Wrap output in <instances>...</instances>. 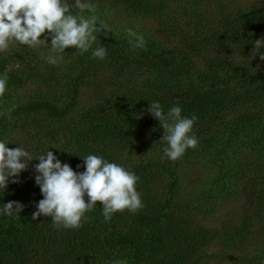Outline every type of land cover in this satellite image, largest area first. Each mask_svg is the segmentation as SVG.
I'll return each mask as SVG.
<instances>
[{
	"label": "trees",
	"instance_id": "trees-1",
	"mask_svg": "<svg viewBox=\"0 0 264 264\" xmlns=\"http://www.w3.org/2000/svg\"><path fill=\"white\" fill-rule=\"evenodd\" d=\"M145 1L136 0L135 4L143 8ZM68 3L74 5L75 0ZM72 12L79 14L75 8ZM222 21L205 35H184L181 46L172 39H155L134 54L127 41L101 40L103 46L123 47L124 75H141L143 66L153 69L152 80L123 81V160L118 158L119 143L109 147L100 143V137L110 131L97 126L90 111L67 130L47 127L27 132L40 144L31 155L51 151L77 173L86 170L83 158L89 154L122 165L139 177L136 190L144 208L135 214L117 212L105 221L97 202L79 229L57 230L51 217L43 215L32 220L36 204L44 198L35 183L33 165L39 161L34 159L19 175L20 183H9L5 191L0 190V208L10 201L25 206L19 218L0 214V264H113L116 259H126L127 264H201L211 243L217 242L223 251L247 245L254 233L251 208L264 212V63L228 62L217 49L229 40L251 55L249 42L264 24L248 22L235 29L229 20ZM207 46L209 54L204 52ZM92 50L75 54L70 83L54 95H44L41 86L34 96L16 92L23 84L22 70L0 56V75L7 70L9 76L1 113L41 112L47 121L69 117L78 103L80 82L98 62ZM194 55L202 59L201 67L194 64ZM44 84L52 86L50 81ZM154 101L165 114L179 106L182 116L197 117L193 133L198 147L187 149L176 161L164 155L166 144L160 142L163 129L148 112ZM7 116L0 115V125ZM141 132L146 134L143 147L135 142ZM112 135L116 139L119 132ZM45 139L54 142L53 146H43L40 142ZM197 165L204 174L196 181L200 185L181 195L183 173ZM239 194L245 197L246 206L237 219L231 215L219 224H206L193 215L194 211L213 215L219 202ZM255 253L254 249L245 251L244 259L264 261V248Z\"/></svg>",
	"mask_w": 264,
	"mask_h": 264
},
{
	"label": "rangeland",
	"instance_id": "rangeland-1",
	"mask_svg": "<svg viewBox=\"0 0 264 264\" xmlns=\"http://www.w3.org/2000/svg\"><path fill=\"white\" fill-rule=\"evenodd\" d=\"M135 1L129 0L130 4H126L127 1L124 0L123 2L116 0L93 1L98 6V16L110 29L107 33H97L98 44L104 38H115L128 42L127 28L142 34L146 42L155 41V39L167 42L172 39V43L181 46L184 35L191 38L205 35L219 27V24H223L222 20H229L228 22L232 23L235 29H242L248 22L260 21L262 25L264 24V0H146V6L144 4L143 8L135 4ZM84 15L87 16L89 13L85 12ZM258 30L260 31L254 32V38L250 40L249 47L253 48L256 40L264 38V29ZM41 39H44L43 35ZM48 43H51L50 37ZM96 46L94 44L93 49ZM104 47L107 49V56L103 60L98 59L96 67L80 82L78 103L69 117L47 121L41 112L10 114L6 121L0 125V141H4L8 147H22L31 154L40 144L37 138L27 136V132L34 131V129L42 131L47 127L67 130L76 119L90 111L94 114V123L110 131L109 134L100 137V143L106 147L119 143L121 148H119L118 158L123 160V81L127 78L141 81L146 77H150L149 79L152 80L153 69L149 70L143 66L140 69L141 75H124L123 47L120 46L121 50L114 44ZM207 47L209 48H205L204 52L209 54L211 49L210 46ZM130 49L133 54L139 51L138 48L133 50L131 47ZM49 51L50 46L32 49L14 43L9 50L0 53L1 57H8L9 63L22 70L23 84L16 92L34 96L36 89L41 86L44 95H54L70 83L71 67L74 65L77 50L72 47L66 48L63 60L58 65L49 64L42 59V55L46 56ZM217 51L228 62L253 63L255 65L264 63L259 59V53L255 59H252V55L242 52V49L236 47L233 41L228 40ZM260 53H264V48L260 49ZM119 54L122 56H118ZM193 62L198 67L202 66V59L199 55L193 56ZM48 81L52 83L51 87L44 84ZM4 110L5 106L0 98V113ZM141 128H144L143 131L145 130V126ZM115 131L119 132L118 139L113 138L112 132ZM145 141L146 134L142 132L137 141L135 140L141 147L144 146ZM40 143L46 147L54 144L48 139ZM201 171L202 167L197 165L183 173L181 195L186 191L198 188L200 185L199 182L196 183L198 176L204 175ZM245 206V197L239 194L219 202L217 211L213 215L200 211H194L193 215L206 224H219L220 220L231 215L236 219L240 217ZM251 209L254 233L249 237L247 245L239 249L223 251L217 242L211 243L206 255L200 261L201 264H264L260 258H253L251 261L244 259L245 251L252 252L254 249V254H256L255 252L259 248H264V212L258 209L257 213L256 206ZM253 211L255 212L253 213Z\"/></svg>",
	"mask_w": 264,
	"mask_h": 264
},
{
	"label": "clouds",
	"instance_id": "clouds-1",
	"mask_svg": "<svg viewBox=\"0 0 264 264\" xmlns=\"http://www.w3.org/2000/svg\"><path fill=\"white\" fill-rule=\"evenodd\" d=\"M97 5L90 0H75L70 5L68 0H0V53L10 49L14 43L28 48H48V54L42 59L52 65L63 60L65 49L75 48L80 55L92 50V57L103 60L107 49L97 43V33L110 31L109 26L97 14ZM79 14H73L72 9ZM87 12L89 15L85 16ZM128 42L133 50L145 49L146 40L142 34L131 28L126 29ZM44 39H41V36ZM49 37L51 43H48ZM264 38L254 42L252 59L259 53L264 62ZM9 76L7 70L0 75V98L7 91ZM15 106L13 105V108ZM10 111L0 115H10ZM148 112L156 118L163 129L161 143L164 155L176 161L187 149L198 147V139L193 133L197 119L182 116L179 106L171 107L165 114L159 102H152ZM139 118V117H137ZM0 141V190L5 191L9 183H20L18 177L33 165L35 183L40 187L44 197L36 204L37 211L32 220L40 216L51 217L55 229H79L87 219L86 213L91 212L99 202L102 205L105 221H110L113 214L128 210L135 214L144 208L141 193L136 190L139 177L122 165L109 162L103 157L89 154L83 158L86 170L75 172L69 164L63 163L51 151L33 157L22 147L9 148ZM87 196V202L85 200ZM24 205L18 201L3 204L0 214L20 217ZM113 264H127L126 259H116Z\"/></svg>",
	"mask_w": 264,
	"mask_h": 264
}]
</instances>
